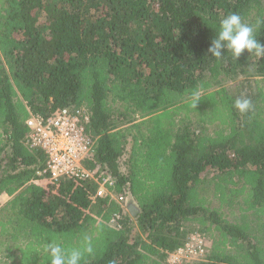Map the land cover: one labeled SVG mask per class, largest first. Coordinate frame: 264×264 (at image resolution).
<instances>
[{
	"label": "trees",
	"instance_id": "1",
	"mask_svg": "<svg viewBox=\"0 0 264 264\" xmlns=\"http://www.w3.org/2000/svg\"><path fill=\"white\" fill-rule=\"evenodd\" d=\"M231 13L264 43V0H0V264H48L51 238L91 247L81 264H171L194 230L206 252L180 264H264V57L207 53ZM216 85L220 102L163 126ZM64 108L88 113L85 165L122 201L50 180L26 121Z\"/></svg>",
	"mask_w": 264,
	"mask_h": 264
},
{
	"label": "built area",
	"instance_id": "2",
	"mask_svg": "<svg viewBox=\"0 0 264 264\" xmlns=\"http://www.w3.org/2000/svg\"><path fill=\"white\" fill-rule=\"evenodd\" d=\"M89 116L83 109L75 111L64 108L48 118L31 113L26 121L29 128V143L42 149L47 155V169L52 181L61 179H95L98 184L97 196L122 201L110 190L113 180L110 177H95L94 172L85 165L93 152L96 139L86 130ZM207 241L201 232H194L187 242L170 252L168 262L180 264L202 256L206 252Z\"/></svg>",
	"mask_w": 264,
	"mask_h": 264
},
{
	"label": "clouds",
	"instance_id": "3",
	"mask_svg": "<svg viewBox=\"0 0 264 264\" xmlns=\"http://www.w3.org/2000/svg\"><path fill=\"white\" fill-rule=\"evenodd\" d=\"M245 50L250 56L264 57V43L256 38V26L246 23L237 13L223 17L207 53L220 59L227 51L238 60ZM193 100L198 103L199 93L193 94ZM233 106L244 113L250 110L252 105L250 99L241 96L235 99ZM85 251L91 252L92 248H65L55 238H51L45 248L48 264H81Z\"/></svg>",
	"mask_w": 264,
	"mask_h": 264
},
{
	"label": "rangeland",
	"instance_id": "4",
	"mask_svg": "<svg viewBox=\"0 0 264 264\" xmlns=\"http://www.w3.org/2000/svg\"><path fill=\"white\" fill-rule=\"evenodd\" d=\"M227 83H224L226 85ZM222 88H220L219 85H216L214 88L209 90L207 93L199 96L198 103L194 100H191L190 102H186V104H182L178 107L173 108L172 110L168 111L167 115H165L162 119V124L165 128L169 129H176V127L184 122H186L189 119H194L196 110L198 107H210L212 105L217 104L220 102L221 92ZM149 123L152 125V122L149 121ZM148 125V123H147ZM214 126H211L210 131H214ZM9 201V197L7 196H1L0 197V219L5 217V211H3V208L5 207L6 203ZM218 205V204H217ZM235 208V207H234ZM233 207L231 208H223V210L226 212L228 217L230 219L234 218L235 216H239V213L237 210H235ZM235 211V214H231V212ZM254 216L248 214L246 216V220H253ZM195 231V230H194ZM193 231V232H194ZM197 231V230H196ZM192 232V233H193ZM191 233V234H192ZM8 251L6 249L0 250V257L5 259L7 257ZM15 256L19 255L18 251H12ZM0 258V259H1Z\"/></svg>",
	"mask_w": 264,
	"mask_h": 264
},
{
	"label": "crops",
	"instance_id": "5",
	"mask_svg": "<svg viewBox=\"0 0 264 264\" xmlns=\"http://www.w3.org/2000/svg\"><path fill=\"white\" fill-rule=\"evenodd\" d=\"M140 121V120H139ZM43 181H44V179H43ZM43 181H38L37 183H39V184H41ZM1 196H7V197H9V201H10V199L12 198V196H10L9 194H2ZM0 196V197H1ZM7 204V203H6Z\"/></svg>",
	"mask_w": 264,
	"mask_h": 264
}]
</instances>
